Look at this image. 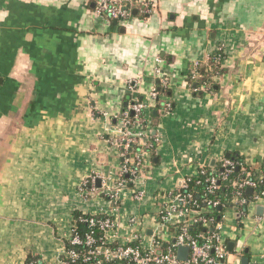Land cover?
<instances>
[{
    "label": "crops",
    "instance_id": "obj_1",
    "mask_svg": "<svg viewBox=\"0 0 264 264\" xmlns=\"http://www.w3.org/2000/svg\"><path fill=\"white\" fill-rule=\"evenodd\" d=\"M148 1L149 15L136 7L121 23L96 15L92 0H0V264L29 254L64 264L74 211L112 215L113 240L159 236L165 249L173 227L157 208L168 193L226 155L264 165V0ZM157 58L169 85L152 98ZM195 63L207 85L191 86ZM133 97L147 105L136 183L145 194L125 191L115 206L98 190L119 178L110 138ZM243 190L218 221L224 264H264V195Z\"/></svg>",
    "mask_w": 264,
    "mask_h": 264
},
{
    "label": "built area",
    "instance_id": "obj_2",
    "mask_svg": "<svg viewBox=\"0 0 264 264\" xmlns=\"http://www.w3.org/2000/svg\"><path fill=\"white\" fill-rule=\"evenodd\" d=\"M94 3V13L99 17L114 19L121 23H126L131 18V10L139 9L142 15H149L152 12V3L148 0H92ZM221 50V47L218 48ZM210 60L218 62V57ZM157 67L155 75L159 80L161 89H166L169 81L166 76L162 75L161 68L158 66L160 59H156ZM191 78H195L198 74L197 68L199 63H195ZM127 88L131 94H135V81L129 79ZM152 98L159 95L158 89L154 88L150 93ZM164 110L170 109V103L164 102ZM147 105L142 100L133 97L127 107L121 112L119 117V125L116 127V135L110 138L112 144L119 147V155L121 157V165L119 167V178L112 186L102 182L99 193L110 200L113 205H118L125 200L123 192L129 191L134 199H141L145 191L137 188L138 167L142 165L144 152L140 149L135 150V144H142L143 132L138 129L141 126V120L137 118L143 113ZM129 112L135 115V120L128 115ZM146 145V142H143ZM147 146V145H146ZM220 171H213V175L208 176L205 180L208 183L206 194L217 191L221 188V181L229 180V185L233 189V201L236 204L243 203L242 190L246 186L256 187V182L248 178L243 180L229 179V175L235 168L234 162L229 158H223L219 164ZM264 169V165L262 167ZM206 170H201L200 174ZM264 177V175H263ZM92 180V179H91ZM185 179L180 187L171 193H168L167 201L157 208L161 221L173 229L170 231L172 238L167 248L161 246L163 241L161 238L155 237L150 244H146L137 235L132 236L124 241L113 240V233L117 228V220L112 215L102 214H85L80 216L78 220L86 224L87 231H78L74 218L72 219L70 233L66 238L72 246L65 248L64 264H109L110 262H121L122 264H224L227 257V250L219 236V223H214V231L212 233L198 234L196 237L189 233V226L193 223H201L208 226L213 223V218H209L206 214L209 209L196 208L191 193H184L182 190L187 189V181ZM87 183L81 185V191H87ZM199 183V181H197ZM88 191L96 189L89 185ZM264 195V190L261 191ZM212 206L219 205L218 200H207ZM128 222L135 223L137 219L135 215H129ZM160 222V221H159ZM97 229L101 232L100 242L95 243L94 231ZM113 240V241H112ZM117 243L116 246H110ZM66 245V244H65ZM179 246H187L189 249L185 260L177 258V248Z\"/></svg>",
    "mask_w": 264,
    "mask_h": 264
},
{
    "label": "trees",
    "instance_id": "obj_3",
    "mask_svg": "<svg viewBox=\"0 0 264 264\" xmlns=\"http://www.w3.org/2000/svg\"><path fill=\"white\" fill-rule=\"evenodd\" d=\"M222 54L220 52L214 53L210 58H216L218 57V62H214L211 60L212 66L216 69H219L220 67L217 65L219 64L220 59H221ZM209 72L207 69L204 70L203 68L199 67L198 74L195 78H191L190 75V84L192 85H198V84H203L207 85L208 84V78ZM159 94H167L168 89H161L160 86L158 85L157 87ZM158 97V96H157ZM156 100V99H155ZM132 99L129 98L126 100L125 105L123 107V110L127 107L128 103L131 102ZM164 103V102H163ZM163 103L158 102V99L155 101V106H161L164 109ZM171 108V107H170ZM131 119L135 120V115L131 112H129L128 115ZM143 113L139 115L137 118L138 120L143 121ZM142 125V122H141ZM135 150H142L143 152L146 151V145L143 144H135L134 145ZM227 158L231 159L234 162L235 168L233 169V172L229 175V179H236V180H243L245 178H248L252 181L256 182V187L255 189L258 191L264 190V169L261 167L258 171H254L252 168H249L245 166L242 162V159L240 156L235 155V154H230ZM218 171H220V168L218 167ZM210 175H213V172L210 168L206 169L205 173L199 174L196 177L189 178L187 181V189L182 190L184 193H191L192 199L194 202V205L196 208L199 209H209V212L206 214L209 218H213V223H211L208 226H204L201 223H193L189 226V233L196 237L198 234H202L205 232L212 233L214 229V223L218 222L222 216L223 210L225 207L229 206L230 203L232 202L233 198V189L229 185V180L221 181V188L217 191H214L212 193L206 194L207 192V186L208 183L206 182V178ZM199 181V183H197ZM245 194V190H242V195ZM207 200H218L219 205L212 206L211 204H208L206 201ZM85 215L84 213H81L79 211H74L73 212V218L76 221L77 224V229L78 231H87L88 228L86 224L81 223L78 218L80 216ZM94 238H95V243L98 244L100 242L101 238V232L95 229L94 231ZM66 248H71L72 246L69 244L67 241L66 243ZM118 245L117 243H112L110 246H116ZM163 246V244H162ZM161 246V247H162ZM24 264H42V262L39 260V258L35 255L29 254L24 262ZM109 264H122L121 262H110Z\"/></svg>",
    "mask_w": 264,
    "mask_h": 264
},
{
    "label": "water",
    "instance_id": "obj_4",
    "mask_svg": "<svg viewBox=\"0 0 264 264\" xmlns=\"http://www.w3.org/2000/svg\"><path fill=\"white\" fill-rule=\"evenodd\" d=\"M228 157V155H226ZM98 184H99V180H97ZM99 186V185H98ZM164 246V245H163ZM189 249L187 246H179L177 248L176 254H177V258L179 260H185L187 255H188Z\"/></svg>",
    "mask_w": 264,
    "mask_h": 264
},
{
    "label": "rangeland",
    "instance_id": "obj_5",
    "mask_svg": "<svg viewBox=\"0 0 264 264\" xmlns=\"http://www.w3.org/2000/svg\"><path fill=\"white\" fill-rule=\"evenodd\" d=\"M146 210V209H145ZM151 212V210H149Z\"/></svg>",
    "mask_w": 264,
    "mask_h": 264
}]
</instances>
